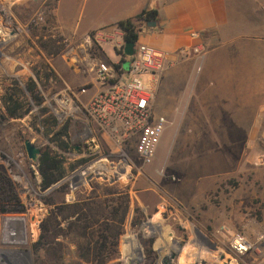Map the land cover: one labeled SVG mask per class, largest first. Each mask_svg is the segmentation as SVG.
Returning a JSON list of instances; mask_svg holds the SVG:
<instances>
[{
	"label": "crops",
	"instance_id": "crops-1",
	"mask_svg": "<svg viewBox=\"0 0 264 264\" xmlns=\"http://www.w3.org/2000/svg\"><path fill=\"white\" fill-rule=\"evenodd\" d=\"M154 8L156 25L138 21V42L170 53L199 42L207 48L202 58L173 61L154 83V108L169 120L164 134L176 153L164 163L170 175L138 171L130 193L146 213V194L156 197L152 217L158 220L161 203L175 213L211 206L233 171L264 175V166L253 163L264 133V0H57L54 28L77 45L97 29ZM79 53V65L70 69L74 81L85 83L92 75L87 55ZM232 157L238 159L233 167ZM157 243L154 250L165 254Z\"/></svg>",
	"mask_w": 264,
	"mask_h": 264
},
{
	"label": "rangeland",
	"instance_id": "rangeland-1",
	"mask_svg": "<svg viewBox=\"0 0 264 264\" xmlns=\"http://www.w3.org/2000/svg\"><path fill=\"white\" fill-rule=\"evenodd\" d=\"M57 0H0V170L6 172L15 183L16 189L24 206L23 210L0 214V235L4 222L10 218H24V241L11 242L6 247H20L31 252V264H49L33 251L32 245L40 235V223L49 213L51 206L44 199L52 196L57 200L65 197L73 201L77 195L91 191L93 183L115 185L122 188L131 186L132 175L142 171L145 175H170L165 164L175 157L172 142L166 135L158 145L156 157L152 163L143 166L133 147L120 151L115 145L109 144L100 133L85 131V123L77 119L57 122L54 131L47 134L48 123L43 120L53 115L45 98L38 103L27 91L26 85L31 78L37 79L38 93L59 91L67 84L80 86L81 81H74L70 63L66 59L64 45L62 52L56 50L63 44L60 33L54 28V8ZM139 25V24H138ZM57 35V36H53ZM58 41H52L51 38ZM112 60L118 61L115 51L108 48ZM125 70L129 60L123 63ZM15 93L22 100V117L4 118L5 107L3 98ZM68 125L69 149L62 150L59 140H52L56 131ZM263 140L253 163L260 152L264 151ZM170 138V137H169ZM30 139L44 150L48 145L64 158L66 177L55 187L41 190V174L38 162L29 158L25 141ZM238 159L232 157V167ZM255 165V164H254ZM256 166V165H255ZM146 167H153L145 171ZM232 180L224 182L218 192L210 197L211 206L201 205L203 210L189 209L175 213L173 205L161 203L162 213L154 220L156 197L146 194L151 202L149 212H145L146 220L133 227V204L125 224V232L120 239V260L122 264L129 261L135 263L142 251V264H150L151 259L144 253L145 242L154 237L160 251L153 264H162L164 256L171 251L179 252L181 257L172 264H252L255 253L236 255L228 246V234L243 232L251 239L264 233V175H235ZM89 175L94 177L88 181ZM97 175H100L99 177ZM107 177V179L105 178ZM68 183L69 191L63 194L55 188ZM69 194L73 196L69 199ZM9 225V224H8ZM225 226V233L217 230ZM154 247V243H153ZM74 245H70L67 264H76L73 253Z\"/></svg>",
	"mask_w": 264,
	"mask_h": 264
},
{
	"label": "built area",
	"instance_id": "built-area-1",
	"mask_svg": "<svg viewBox=\"0 0 264 264\" xmlns=\"http://www.w3.org/2000/svg\"><path fill=\"white\" fill-rule=\"evenodd\" d=\"M59 36L67 46L64 55L70 66L79 65V49H83L92 77L80 86L66 83L59 91L43 92L45 104L59 121L81 120L85 123V131L100 133L120 151L133 147L143 165L152 163L169 123L166 116L155 111L154 83L173 61L190 56L204 57L207 52L204 43L199 42L192 48L181 47L170 53L137 42L134 54L127 55L125 31L118 23L93 31L84 43L77 45L67 37ZM191 36L200 39L201 33L194 31ZM109 47L119 57L118 61L111 59ZM126 59L129 60L127 70L123 65ZM147 75L151 78L147 79ZM254 164L264 166V151L259 153ZM13 231L12 227L6 230L4 222L0 235V261L7 244L18 241L11 238ZM217 232L225 233V226ZM227 240L229 249L236 255L255 253L252 264H264V233L251 239L243 232H234L228 234Z\"/></svg>",
	"mask_w": 264,
	"mask_h": 264
},
{
	"label": "trees",
	"instance_id": "trees-1",
	"mask_svg": "<svg viewBox=\"0 0 264 264\" xmlns=\"http://www.w3.org/2000/svg\"><path fill=\"white\" fill-rule=\"evenodd\" d=\"M158 10L144 9L133 18L118 22L125 31V40L137 43L140 34L138 21H156ZM52 41H58L50 37ZM64 44L56 50L62 52ZM37 79L31 78L26 85L27 91L38 103L44 97L38 93ZM5 107L4 118L22 117L27 111H23V103L15 93L3 98ZM48 123L47 134L54 131L58 119L49 115L43 120ZM69 126L55 132L52 140L60 141L62 150L69 149L70 145L63 136H68ZM38 170L41 174V190L45 191L55 187L66 177L64 158L56 153L49 145L42 150ZM92 189L84 195H77L73 201L60 200L52 196L44 199L46 205L51 206L49 213L40 223V235L32 245L33 251L41 257L43 262L49 264H67L70 245H74L73 253L76 264H122L120 260V239L125 232L126 220L133 207V200L129 187L109 186L104 187L99 183L91 182ZM64 195L69 191L68 183L55 188ZM19 193L15 183L6 172L0 170V214L23 210ZM146 220L144 210L137 204L134 206L132 226L137 227ZM154 237H149L145 242L144 253L146 258L155 261L157 252L153 248Z\"/></svg>",
	"mask_w": 264,
	"mask_h": 264
},
{
	"label": "flooded vegetation",
	"instance_id": "flooded-vegetation-1",
	"mask_svg": "<svg viewBox=\"0 0 264 264\" xmlns=\"http://www.w3.org/2000/svg\"><path fill=\"white\" fill-rule=\"evenodd\" d=\"M18 218H10L9 225L6 224V229L11 227L15 229V231H13V236L11 237L12 240L22 242L25 240L24 225H22L23 223ZM27 251L29 250L20 247H6V253L3 254L0 264H31V256Z\"/></svg>",
	"mask_w": 264,
	"mask_h": 264
},
{
	"label": "water",
	"instance_id": "water-1",
	"mask_svg": "<svg viewBox=\"0 0 264 264\" xmlns=\"http://www.w3.org/2000/svg\"><path fill=\"white\" fill-rule=\"evenodd\" d=\"M147 24L149 26H155L156 25V21H147ZM135 45H136L135 42L126 41L125 53L127 55L134 54ZM25 147H26V150H27L29 158L32 159L34 162H38L39 158H40V155H41V152H42L40 146L36 145L30 139H27L25 141ZM97 176L99 177L100 175H97ZM93 177H94V175H89L87 180L90 181ZM105 178L107 179V177H105ZM22 220L24 221V218H22ZM22 225H24V222H23ZM182 248H183V246L179 245V250H182ZM27 253L31 256V252L27 251ZM177 253L178 252H176V251H171L169 255L164 256L163 259H162V264H172L173 260L177 257ZM143 257H144V255H143V253L141 251V252H139L138 260L135 263H133L132 261H129L128 264H142Z\"/></svg>",
	"mask_w": 264,
	"mask_h": 264
},
{
	"label": "bare ground",
	"instance_id": "bare-ground-1",
	"mask_svg": "<svg viewBox=\"0 0 264 264\" xmlns=\"http://www.w3.org/2000/svg\"><path fill=\"white\" fill-rule=\"evenodd\" d=\"M14 219H17V218H14ZM18 219H20L22 223L24 222V221L22 220V218H18ZM6 230H7V229H6Z\"/></svg>",
	"mask_w": 264,
	"mask_h": 264
}]
</instances>
